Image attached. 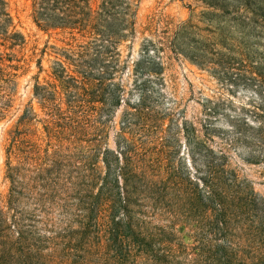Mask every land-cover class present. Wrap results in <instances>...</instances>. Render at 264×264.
Wrapping results in <instances>:
<instances>
[{
	"label": "rangeland",
	"instance_id": "obj_1",
	"mask_svg": "<svg viewBox=\"0 0 264 264\" xmlns=\"http://www.w3.org/2000/svg\"><path fill=\"white\" fill-rule=\"evenodd\" d=\"M0 1V264H264V160L231 130L264 15L124 0V30L85 37Z\"/></svg>",
	"mask_w": 264,
	"mask_h": 264
},
{
	"label": "trees",
	"instance_id": "obj_2",
	"mask_svg": "<svg viewBox=\"0 0 264 264\" xmlns=\"http://www.w3.org/2000/svg\"><path fill=\"white\" fill-rule=\"evenodd\" d=\"M244 8L264 15V0H241ZM95 4V6H93ZM0 1V40L11 42L17 34H10L11 20ZM130 7L124 0H32V17L37 25L69 30L82 36H106L112 38L129 23L125 18ZM14 43V42H11ZM248 77L237 75L235 81H244L254 89L247 108L249 120H236L237 143L246 145L264 160V64L247 72Z\"/></svg>",
	"mask_w": 264,
	"mask_h": 264
}]
</instances>
